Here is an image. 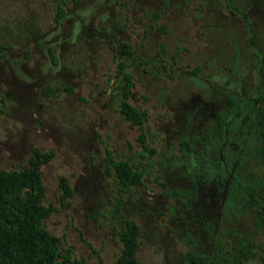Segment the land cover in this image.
<instances>
[{
	"label": "rangeland",
	"instance_id": "rangeland-1",
	"mask_svg": "<svg viewBox=\"0 0 264 264\" xmlns=\"http://www.w3.org/2000/svg\"><path fill=\"white\" fill-rule=\"evenodd\" d=\"M123 74L141 126L119 113ZM231 93L264 104V0H0V169L49 156L44 226L77 264H114L124 219L139 227L137 264H190L188 252L264 264L259 204L232 212L226 186L206 182L192 193L184 168L183 141L205 142ZM238 136L230 152L245 142L254 163ZM118 162L137 185L119 181ZM253 171L264 195V165ZM239 236L251 255L238 263Z\"/></svg>",
	"mask_w": 264,
	"mask_h": 264
},
{
	"label": "trees",
	"instance_id": "trees-1",
	"mask_svg": "<svg viewBox=\"0 0 264 264\" xmlns=\"http://www.w3.org/2000/svg\"><path fill=\"white\" fill-rule=\"evenodd\" d=\"M122 77L119 113L131 125L141 126L145 112L127 102L130 80L127 74ZM235 132L239 134L238 145L244 136L248 139L251 136L255 151L250 155L256 157L254 163L249 161L245 142L240 145L237 155L235 150L230 152L229 144ZM202 138H205V142L191 137L182 143L186 152L185 173L191 181L190 192L198 182L211 183L217 190L226 186L225 202L232 212L249 208L250 204H259V209H253L258 224L264 215V195L261 194L263 179L253 169L264 165V104L261 97L248 99L228 94L226 105L216 112L212 129L206 131ZM39 156L36 154V157L30 158L22 168L0 169V264H77L70 258L67 249L60 252L57 237L44 226L52 208L42 204L44 187L39 167L49 156L42 155V159ZM112 165L123 185L139 183L140 172L132 171L125 162ZM59 185L62 189L61 199L70 197L71 190L63 178ZM121 223L123 248L114 264H137L135 253L139 227L128 219ZM239 237L241 242L234 248L238 263L242 254L245 260L251 255L250 250L246 249L248 237ZM187 260L190 264L203 262L191 252L187 253ZM98 264L104 263L99 260Z\"/></svg>",
	"mask_w": 264,
	"mask_h": 264
}]
</instances>
